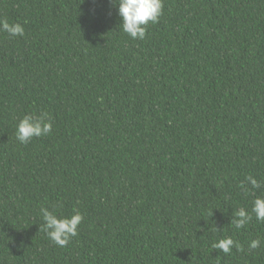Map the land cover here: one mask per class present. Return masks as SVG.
I'll return each instance as SVG.
<instances>
[{"label": "trees", "instance_id": "obj_1", "mask_svg": "<svg viewBox=\"0 0 264 264\" xmlns=\"http://www.w3.org/2000/svg\"><path fill=\"white\" fill-rule=\"evenodd\" d=\"M0 20L25 30L0 31V264H264V222L231 224L264 195V0H163L144 39L116 0H0ZM41 113L52 132L20 143ZM41 207L79 211L78 235L54 244Z\"/></svg>", "mask_w": 264, "mask_h": 264}, {"label": "clouds", "instance_id": "obj_2", "mask_svg": "<svg viewBox=\"0 0 264 264\" xmlns=\"http://www.w3.org/2000/svg\"><path fill=\"white\" fill-rule=\"evenodd\" d=\"M118 4L119 16L122 18V29L133 39H144L147 32V25L159 22V17L163 14V0H116ZM0 31L7 32L10 36H24V27L19 23L10 24L7 20H0ZM53 122L47 113H41L39 116L26 115L17 125L16 139L27 144L34 137L48 135L52 132ZM247 182L253 189L261 187L260 183L252 176H248ZM240 187L248 191L244 183ZM44 224L40 230L45 231L49 239L60 247L66 246L71 237L78 235V227L83 221V215L74 210L70 217H58L47 207H41ZM252 214L258 221L264 222V195L257 196L253 201L251 213L245 208H240L234 212L232 225L236 229L244 228L251 220ZM259 239L251 241L250 249L260 247ZM212 247L228 254L235 247L243 251V246L234 241L231 237H226L212 243Z\"/></svg>", "mask_w": 264, "mask_h": 264}]
</instances>
